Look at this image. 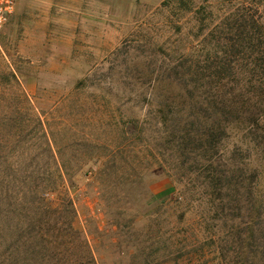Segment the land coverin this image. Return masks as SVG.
I'll use <instances>...</instances> for the list:
<instances>
[{
    "label": "rangeland",
    "instance_id": "obj_1",
    "mask_svg": "<svg viewBox=\"0 0 264 264\" xmlns=\"http://www.w3.org/2000/svg\"><path fill=\"white\" fill-rule=\"evenodd\" d=\"M242 1L17 0L0 31V196L34 198L42 264H88L81 242L95 264H264V45L235 60L225 26ZM260 3L239 13L262 23ZM200 76L226 123L186 98Z\"/></svg>",
    "mask_w": 264,
    "mask_h": 264
},
{
    "label": "trees",
    "instance_id": "obj_2",
    "mask_svg": "<svg viewBox=\"0 0 264 264\" xmlns=\"http://www.w3.org/2000/svg\"><path fill=\"white\" fill-rule=\"evenodd\" d=\"M252 4H254L253 6L256 8L255 10L258 11V6H260L259 4H261L260 0H244L242 1V4L238 7L236 12L234 11V13H231V14L229 13L228 16L226 17L227 22L225 26H227V30L232 31V33H234L237 36L235 41L231 39L229 40L227 39V42L230 44V48L232 49V55L235 58V60L238 56L240 57L242 56L240 54L244 53L245 49H249V51L252 52V49H255L254 47H258L259 45H264V22L260 23V20L255 19L252 15L248 16L244 13H239V11H244L248 9L250 5ZM237 33L238 35L243 34V38H239ZM248 54L251 55L250 53ZM235 60L232 59V61L237 63ZM230 63L231 61H228V65L216 64L215 67L213 68L214 70L213 74L214 73L216 74L217 70L218 72H221L226 67L228 70ZM206 68L209 69V67H206ZM206 68H204L203 70H206ZM206 78L209 80L211 77L203 78L200 76V80L203 79L202 82L197 81L198 79L196 81L192 80V82H195L194 84H196L197 82L200 83V84H197V86L202 90V92L199 93L197 91H185L187 95L186 98H188V100H193L196 103L204 105L205 107H208L207 110H201L202 113H204V115L208 119H211L212 117V115L208 112V109H209L211 110V113H218L221 120L226 123L227 121H229L230 113L225 111V109H219L218 106L221 104H219V102L216 99L214 101L212 99L213 98L212 88H215L216 81H213L214 83L210 81H205ZM191 86H193V89H196V87H194L195 85L192 84ZM158 113H160L163 116L162 111H158ZM162 116L160 117V119L163 118ZM223 131H224V128L220 129L219 124L217 125V129H216L215 126L211 125L210 123L204 136L206 140H209V139L213 140L214 138H220L224 133ZM179 170L180 169L175 167L176 176H178L179 179L185 177L186 174L180 173L181 171ZM193 174H196V173L192 172L193 177L191 176L190 179H188V181H190L191 178L196 179L195 175ZM221 177H222V179L220 180V182L222 183L221 187L222 189H227V187L231 184L230 180H227L228 179L227 174H224ZM214 181L215 180L213 179V177H210V182L208 184H212ZM191 186H194V185H191ZM2 197L0 196V200H1L0 201V245H3V243H6V241H3L5 238V235L10 234L11 243H8L6 245L7 246L9 245L10 248L12 247L14 251L12 253H8L5 257L4 255H2L0 262H2L3 264H32L36 262L37 264H42V263L48 262L46 261L47 259L45 258L47 257V255H44V254L40 255L41 251L37 250V248L35 247V246H38L39 243H36L34 236H31L32 235L31 233L34 234L35 230L38 228L36 224V221H38V219L37 217L36 218L32 217L33 214L35 216V213L33 212H35V209L36 211L40 210L38 205H36L34 198H32L30 201L29 200L27 201V206L25 204L19 203L15 207L14 206L11 207V205L9 204V206L11 207L10 208L8 204L4 203V200L2 199ZM8 218H11V220H8ZM24 225L27 228L26 231L28 232L26 234H24ZM27 234H29V236L31 237H28V241L30 242V244L27 245V248L25 250L26 243L24 242V240L26 237L25 235ZM77 236L79 235L76 234V237ZM81 244L83 245V247L81 248L84 249L85 257H87L85 262L88 264L89 263L95 264L94 258L91 255V252L88 250V247H86V244L84 242H81ZM260 248L263 249L262 255L264 256V244ZM50 258L53 260L55 259L58 262L59 254L51 253ZM67 258H69V261H70L71 255H68ZM60 261L65 262L66 261L65 257L60 258Z\"/></svg>",
    "mask_w": 264,
    "mask_h": 264
},
{
    "label": "built area",
    "instance_id": "obj_3",
    "mask_svg": "<svg viewBox=\"0 0 264 264\" xmlns=\"http://www.w3.org/2000/svg\"><path fill=\"white\" fill-rule=\"evenodd\" d=\"M17 0H0V31L7 25L15 12Z\"/></svg>",
    "mask_w": 264,
    "mask_h": 264
}]
</instances>
